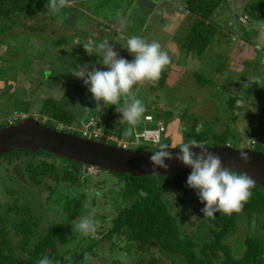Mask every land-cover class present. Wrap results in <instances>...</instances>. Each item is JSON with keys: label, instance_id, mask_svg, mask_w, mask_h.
I'll list each match as a JSON object with an SVG mask.
<instances>
[{"label": "rangeland", "instance_id": "rangeland-1", "mask_svg": "<svg viewBox=\"0 0 264 264\" xmlns=\"http://www.w3.org/2000/svg\"><path fill=\"white\" fill-rule=\"evenodd\" d=\"M47 1L44 0L45 3ZM77 1L74 2L78 4ZM89 2L94 9L89 6L82 14L76 9L74 13L71 6L59 13L43 7L34 17H20L19 25L12 29L10 20L8 23L0 21V126L16 115H23L78 136L81 135V125L92 118L100 122L103 132L108 128L107 133L116 138V141H105L102 137L99 141L116 145L123 139L127 143L134 141L136 132L152 125L139 122L133 126L131 135H125L130 127L127 122L118 126L115 124L121 121L122 114L104 107L102 111H96L97 102L88 87L72 75V71L84 65L89 66V71L93 66L101 71L108 70L99 63L102 57L94 50V46L104 40L120 57L131 62L134 56L128 58V39L116 37L123 33L127 38L138 36L147 42L158 41L163 51L174 56L170 57L171 65L165 68L158 81L134 85L133 88L136 98L146 108L145 113L160 119L165 126L160 143H142L146 150L155 152L161 143L169 145L168 150H174L191 140L197 141L198 145L212 147L221 140L220 133L226 128L228 132L224 140L227 145L235 149L257 148L264 152V23L250 20L245 24L239 18V10L247 0H228L226 7L217 10L213 21L220 26L217 27L219 30L201 56L192 51L188 54L184 46V7L179 10L160 6L162 14L152 9L155 17L147 18L145 13L149 8L144 6L147 4L144 0H135L128 10L121 9L128 5L127 0ZM177 2L183 4L184 0ZM125 16L129 17L113 23L118 17L124 19ZM87 17L89 28L86 27ZM238 22L245 30L243 33ZM33 28L36 31H32ZM252 31H257L256 37L251 35L249 42L243 41L242 34ZM230 35L236 42H231ZM85 45L93 46L90 55L85 51ZM252 77H260V82L248 84V79ZM231 98L236 100L233 112L228 104ZM51 101L72 118L70 125L56 123L55 126L53 121L47 123L46 118L39 115L41 108ZM19 111L22 113H15ZM196 133H203L204 139H196ZM252 140L257 143L256 146L250 145ZM137 147L128 146L129 150H136ZM10 157L0 156L1 204L17 200L18 206L29 208L34 219L40 223L41 232L55 223L71 227L70 232H74L73 221L68 227L69 221L64 212L71 199L82 195V211L76 220L90 215L96 221V231L88 235L77 232V239L72 244L82 237L95 239L97 254L91 256L92 264L109 263L121 254L124 255L117 261L118 264H136L139 261L141 252L132 249L131 254H125L119 246L113 247L110 240L105 239V233L118 214L115 204L121 202L123 181L107 171L83 168L77 173L79 187L66 181L58 182L53 193L45 192L47 197L43 201L38 196L40 191H37L42 190L40 183L37 181L36 190L31 188L34 179L27 178L26 166L17 160L10 161ZM62 160L52 161L59 168L63 166L62 162L77 165ZM167 199L172 204V213L181 212L183 231L192 233L197 229L200 208L197 192L170 190ZM239 220H242L239 224L243 228H249L250 234L264 233L263 218L250 226L244 216ZM150 253L160 259V264L170 263L155 248H151ZM145 256L147 259L150 257Z\"/></svg>", "mask_w": 264, "mask_h": 264}, {"label": "trees", "instance_id": "trees-1", "mask_svg": "<svg viewBox=\"0 0 264 264\" xmlns=\"http://www.w3.org/2000/svg\"><path fill=\"white\" fill-rule=\"evenodd\" d=\"M48 2L45 3L44 0H0V21L8 23L10 20V28H13L19 25L20 17H34L43 7H46ZM227 3L228 0H184L182 5L186 11V17L183 19L186 22L184 26L186 32L183 43L188 54L192 51L197 56H201L210 45L217 29L219 30L217 27H220L216 25L217 22L213 21V16L218 9L226 7ZM239 11V18L246 19L245 24L250 20L255 23H264V0H247ZM238 24L240 27V22ZM4 27L8 26L4 25ZM240 29L242 33L245 31L242 26ZM32 31L36 30L33 28ZM256 32L247 33V36L242 34L241 38L249 42L251 35L256 37ZM231 42L236 41L232 39ZM128 58H132V55L129 54ZM235 103L234 98L228 101L232 112L235 109ZM15 113H22V111ZM39 115L46 118L47 123L53 121L55 126L56 123L70 125L73 122L66 111L52 101L41 108ZM41 125L56 129L46 124ZM6 126H9L8 121L0 128ZM225 129L220 133L221 140L213 146L227 145L224 136L228 130ZM58 131L67 132L66 130ZM107 132L108 128L105 134L115 136ZM67 133L76 135L72 132ZM194 137L202 140L204 134L196 133ZM101 142L106 143L103 140ZM108 144L116 146V144ZM256 145L257 143L254 144ZM145 150V147L139 146L135 151ZM249 150L261 151L257 148ZM5 155L11 156L10 161L17 160L18 163L21 162L26 166L27 178L34 179V184L30 182L32 183L31 188L35 189L38 182L41 185L42 190L37 191H40L38 196L43 201H45V192L53 193L58 182L66 181L70 182V185L79 187V174L77 173L83 168H89L40 150L34 153L15 150ZM36 158L40 161H35ZM53 159H63L62 161L77 165L72 164L71 166L62 162L63 166L59 168L54 164ZM97 171L102 172L103 170L97 169ZM110 173L123 181L124 186L120 193L121 202L115 204L118 214L113 219L109 231L105 233V239H109L113 247L119 246L120 251L123 250L125 254H131L134 249L141 252L136 264H160V259L150 253L151 248H155L163 257L170 260L167 264L264 263V233L250 234L249 228H243V225L239 224L243 218L241 221L239 219L243 216L249 226L253 222L264 219V193L255 185L251 189L253 195L244 205L242 213L239 214L233 213L227 216L217 213L215 218H204L201 210L205 205L199 199L198 227L192 233H187L181 227L183 223L181 212L172 213V204L167 196L170 190L195 191L187 186L189 174L132 177ZM82 202L83 196L79 195L67 203L64 214L69 221L68 227L80 215ZM39 227L40 223L34 219L29 208L18 206L17 200L8 204L0 203V264H38V261L45 256L51 260L52 264H92L91 256L97 254L95 239L82 237L77 243L72 244L77 239V231L70 232L71 227L65 228L61 223H55L48 226L44 232H41ZM85 254L89 259H85ZM145 255L150 257L147 259ZM121 256H117L106 264H118L117 261H120Z\"/></svg>", "mask_w": 264, "mask_h": 264}, {"label": "clouds", "instance_id": "clouds-1", "mask_svg": "<svg viewBox=\"0 0 264 264\" xmlns=\"http://www.w3.org/2000/svg\"><path fill=\"white\" fill-rule=\"evenodd\" d=\"M69 4L70 0H49L46 8L53 13H59ZM84 49L89 55L93 52L92 45H85ZM126 49L134 56L131 62L120 57L112 45L104 40L95 45L94 50L102 57L99 63L108 70L101 71L93 66L89 71V66L84 65L78 66L72 71V75L82 80L88 87V91L97 102L96 111H102L101 101L104 107L116 106V111L122 114L120 123L126 121L130 126L125 135H131L133 126L140 122L146 112L143 102L135 96L134 85L158 81L162 72L170 65L171 58L162 50L158 41L147 42L138 36L128 38ZM259 82L260 77L248 79V84ZM136 90L138 91V88ZM168 149L169 145L161 143L159 150L151 153L153 173L157 167L167 168L165 160L172 159ZM179 149L176 159L192 169L187 178V186L197 192L201 203L205 205L201 210L204 218H215L217 213L227 216L242 213L244 205L253 195L251 189L255 182L247 174L237 173L224 167L218 154L199 146L195 140L183 143ZM193 149L200 151L195 152ZM240 160L244 163L249 162V157L244 151L240 152ZM73 225L74 230L83 235L96 231V221L90 215L81 216L73 221ZM85 259H89L87 254ZM38 264H52V262L45 256L38 261Z\"/></svg>", "mask_w": 264, "mask_h": 264}, {"label": "water", "instance_id": "water-1", "mask_svg": "<svg viewBox=\"0 0 264 264\" xmlns=\"http://www.w3.org/2000/svg\"><path fill=\"white\" fill-rule=\"evenodd\" d=\"M199 146L218 154L224 167L247 174L255 182V186L264 193V152L235 149L229 145ZM15 150L32 153L40 150L83 166L132 177L181 175L190 174L192 171L190 167L176 159L180 152L179 148L168 150L172 159L165 160L167 168L157 167L153 173V165L150 162L153 152L150 150L122 149L43 126L31 118H21L15 124L0 128V156ZM242 151L248 155V163L240 160Z\"/></svg>", "mask_w": 264, "mask_h": 264}, {"label": "built area", "instance_id": "built-area-1", "mask_svg": "<svg viewBox=\"0 0 264 264\" xmlns=\"http://www.w3.org/2000/svg\"><path fill=\"white\" fill-rule=\"evenodd\" d=\"M242 22L245 23L246 19L241 17ZM24 117L23 115H16L10 121L9 124H12L18 118ZM142 122L144 124H151L152 128H143L142 131L136 132L134 134V141L129 143L119 140L117 146L121 147L122 149H129L128 146H142V143H160L161 134L165 132L164 123L160 119H156L153 115L147 114L144 115L142 118ZM81 137L90 138L93 140L101 139L105 137V141L112 140L116 141L114 136H108L105 132L102 131L99 121H95L94 119L90 118L88 122L83 123L81 125ZM256 142L254 140L250 141V145H254Z\"/></svg>", "mask_w": 264, "mask_h": 264}, {"label": "crops", "instance_id": "crops-1", "mask_svg": "<svg viewBox=\"0 0 264 264\" xmlns=\"http://www.w3.org/2000/svg\"><path fill=\"white\" fill-rule=\"evenodd\" d=\"M75 0H70V5L69 6H71V7H73V11H74V13L76 12V11H79V12H81V14L82 13H85V12H83L85 9L86 10H88V7L90 6L91 8H93L92 7V5H91V2H89L90 0H78L77 2H78V4H76L75 2H74ZM136 1H138V0H136ZM147 4H144V6L145 7H148L149 8V11L148 12H146L145 13V15L147 14V18H153V17H155V13L154 14H152L151 13V10L152 9H154L155 11L157 10V12L159 11V12H161V14H162V11L161 10H159V7L160 6H162V7H171V8H177V9H179V10H181V9H183L182 7H183V5H182V3H179V2H177V1H179V0H177V1H175V0H144ZM127 2H128V5H126L125 6V8H121L122 10H128V9H131V7H132V4H133V2H135V0H127ZM99 7V6H98ZM75 9H76V11H75ZM94 9V8H93ZM96 10H97V8H96ZM95 11V10H94ZM76 14H78V13H76ZM117 14V13H116ZM79 15V14H78ZM184 16H186V13H185V15ZM127 17H129V16H125V18L124 19H122V18H120V17H118L117 19H116V21H113V23L115 22V23H118L119 21H122V20H126V18ZM77 19V18H76ZM75 20V19H74ZM86 22H87V26L86 27H90L89 26V18L87 17L86 18ZM146 30V29H145ZM141 32H142V30H141ZM126 35V34H125ZM125 35H123V33L122 34H117L116 35V37H119V38H122V39H128ZM94 37V36H93ZM91 43L93 42V41H90ZM170 57H172V58H174V56L172 55V54H168ZM171 61H172V59H171ZM171 65V64H170ZM100 105H101V107H104L103 106V102H100ZM97 107V106H96ZM104 108H107L108 110H110V111H116V106H114V105H110V106H107V107H104ZM144 116V115H143ZM143 118V117H142ZM140 122H142L141 120H140ZM100 123V122H99ZM116 126H118V125H120V122L119 121H117L116 123ZM142 124L143 125H146V124H144L143 122H142ZM101 126V125H100ZM145 128H152V127H145ZM103 130V129H102ZM122 139V138H121ZM123 141H127V140H124L123 139Z\"/></svg>", "mask_w": 264, "mask_h": 264}]
</instances>
